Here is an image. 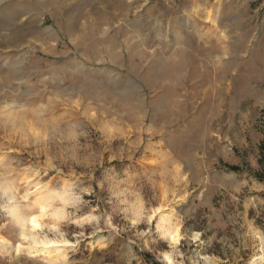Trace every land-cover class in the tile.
<instances>
[{"label": "rangeland", "instance_id": "374dc122", "mask_svg": "<svg viewBox=\"0 0 264 264\" xmlns=\"http://www.w3.org/2000/svg\"><path fill=\"white\" fill-rule=\"evenodd\" d=\"M243 34L264 0H0V264H264V145L238 152L229 92L199 87Z\"/></svg>", "mask_w": 264, "mask_h": 264}, {"label": "crops", "instance_id": "0c3cea01", "mask_svg": "<svg viewBox=\"0 0 264 264\" xmlns=\"http://www.w3.org/2000/svg\"><path fill=\"white\" fill-rule=\"evenodd\" d=\"M227 39L219 41L215 39L209 46V50L218 49V53L223 56L221 61H216L210 52L208 57L210 59L198 62L199 65L204 62L203 66L209 70L207 72L209 80L199 87L203 89L206 85L208 90L229 92L228 100H225L226 104L229 102L228 113L226 117L215 115V120L218 118L216 121L239 124V131L231 138L238 152L244 153L247 149L254 150L257 145H264V137L256 134L249 126L255 107L264 102L260 88L264 83V37L255 39L251 34H243L231 35ZM216 43H219L218 46ZM219 105L217 104V107Z\"/></svg>", "mask_w": 264, "mask_h": 264}, {"label": "bare ground", "instance_id": "6f19581e", "mask_svg": "<svg viewBox=\"0 0 264 264\" xmlns=\"http://www.w3.org/2000/svg\"><path fill=\"white\" fill-rule=\"evenodd\" d=\"M5 190V189H4ZM66 191V190H65ZM5 192V191H4ZM67 192V191H66ZM38 193V192H37ZM53 193V195L55 194V196H47V197H41L42 195H37L38 197L35 198L32 206L36 207L38 212L41 214V215H47L48 214V211L50 210V207H51V202L54 201L53 199L54 198H59L61 201H64V196H63V193H58L56 191H53L51 192ZM46 196V195H44ZM66 200V199H65ZM8 213L14 217V219L16 220L17 224L19 225L20 227V230H21V236L22 238H27L29 240H31L33 246H30L28 247V252L29 254H33V255H36L38 252L36 250V245H42V246H45L51 242H44V241H39L38 239H36L34 237V235L30 234L27 229H26V224L29 222V226H30V229L31 230H35L39 227V223L37 220H35V224L33 223V219L31 220H28L25 218V216L23 215H20L21 213L18 211L17 207L16 206H8ZM58 209V210H57ZM56 210H54L53 212H51V214L54 216V217H61L63 216V211H62V208H57ZM20 214H19V213ZM166 225V223H165ZM161 226V224H160ZM161 231V236L164 237V238H171L173 240L172 243H175L178 241V226H175V227H172L171 225L167 224V227L165 226H161L160 227ZM49 241V240H48ZM52 241V240H51ZM2 243V244H1ZM6 243V241H4V239H0V244L1 246H4V244ZM55 243V242H54ZM52 243V244H54ZM21 245H18L17 248H16V251L19 252L20 249H21ZM48 251V255H50L51 257L53 258H57L60 256V252L58 251ZM263 254V253H262ZM166 259V262L168 264H171V260L168 256L165 257ZM263 260V255H259V256H255L254 259L252 260V263H260L261 261Z\"/></svg>", "mask_w": 264, "mask_h": 264}, {"label": "snow or ice", "instance_id": "6c2138e0", "mask_svg": "<svg viewBox=\"0 0 264 264\" xmlns=\"http://www.w3.org/2000/svg\"><path fill=\"white\" fill-rule=\"evenodd\" d=\"M33 223L35 224V218H33Z\"/></svg>", "mask_w": 264, "mask_h": 264}]
</instances>
